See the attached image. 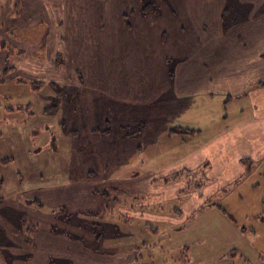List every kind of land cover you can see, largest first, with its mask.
<instances>
[{
	"label": "rangeland",
	"instance_id": "rangeland-1",
	"mask_svg": "<svg viewBox=\"0 0 264 264\" xmlns=\"http://www.w3.org/2000/svg\"><path fill=\"white\" fill-rule=\"evenodd\" d=\"M80 1L88 4L84 18L89 22L92 17L97 16L101 7L99 4L109 0ZM110 1L114 6V0ZM138 1L140 16L148 12L158 13L157 1L164 4L161 0ZM257 1L249 0L252 4ZM56 2L61 6L68 1ZM146 2L153 3L155 9L143 12L142 7ZM247 3L225 0L221 12L222 24L229 28L233 24L242 23L248 20L250 11V17L254 18L253 11L257 7H249ZM225 7L229 8L223 13ZM74 19L82 20V17L79 19L76 16ZM125 19L129 21L130 18L126 15ZM28 24L31 25L11 28L6 33L2 28L0 30V44L2 41L11 49L6 65L8 69L0 72V160L10 158L8 163H0V216H5L21 234L28 232L27 235L30 236L38 227L39 214L43 212L47 226L58 225L69 230L74 227L86 239L84 245L101 254L100 264H126L124 258H139L138 264L264 262L257 259L264 258V247L251 249L246 237L242 238L237 231L235 236L230 235L223 228V225L229 223L239 230L242 226L251 227L256 231V243L264 241V204L260 201L264 196V160L252 157L253 153L246 152L247 149L237 148L235 151L242 157L252 159L251 171L236 185L226 184V193L220 192L221 189L219 192L214 191L220 186L222 179L213 176L215 162L209 158L191 170L192 173L196 172L197 178L191 185L184 181L186 190L182 191V180L175 183L178 186V198L167 194L159 203H150L146 194L142 195L148 190L146 185L139 184L138 187L137 182L138 190L129 182L146 174L150 179L153 178V183L162 186L175 182L165 179L178 170L167 167L183 161L222 129L246 119L249 112L247 95L233 98L230 102L226 101V96L221 95L199 100L198 95L189 93L183 97H175L173 87L169 86L157 90L153 100L139 102L128 99L133 95L131 88L121 90L110 86L111 84L100 88L82 86L76 79L79 77L81 80L84 67L93 64L92 57L89 61L86 54L92 56L94 49H97L93 43L98 42L88 38V31L85 48L82 47L84 52L74 54H82V57L77 60L71 58V63L79 66L78 77L69 76V81L61 83V79H67L66 71L70 69L65 50H53L55 53L46 55L43 42L50 32V25L45 22ZM33 24L36 25L32 26ZM72 25L64 22L56 24L58 31L64 33ZM77 25L79 28L82 26L80 22ZM127 25L131 27L132 23L127 22ZM146 27L156 37L157 22L154 24L152 19L146 18L141 29ZM203 30L205 34L209 33L207 28ZM35 43L40 44L41 49L35 54H28L27 51L34 48ZM1 48L0 56L4 52ZM36 56L43 59L42 62L36 61ZM24 57L23 63L21 60ZM163 61L170 64L174 58L166 57ZM14 64L18 67L15 68ZM72 72L73 70L69 74L73 76ZM168 73L173 79V71L169 70ZM71 80H75V83ZM53 104H56L54 109L44 111L45 107ZM175 126L199 132L186 135L167 133ZM105 128L108 132L103 131ZM131 131L135 132L127 136L126 133ZM198 181H202V185L197 188L195 184ZM85 183L91 186L95 198L100 197L101 200L93 210L78 215L86 218L87 223L78 225L70 217L69 221L64 220L62 216L68 212L64 205L47 206L39 200L44 206L39 208L27 203V200L35 199L33 193L43 188L58 186L60 190L68 186L79 187ZM102 192L108 196H103ZM185 192L187 193L184 194ZM197 193L198 198L208 200L210 206L197 211L190 219L187 217L192 212L188 213V210L185 214L182 211V217L167 216L171 215L174 208H185ZM216 203L225 212L218 209L214 205ZM89 212L92 215H88ZM258 214L262 215L258 216L261 221L254 217ZM123 215L126 216L125 219ZM72 218L77 219L73 214ZM153 218L170 219L171 222L160 223ZM89 219L99 224L94 226V229L96 227L101 231L99 241L91 239L94 235L90 233L92 229ZM145 222H149L158 231L153 233L145 229ZM215 230L221 237L217 236ZM201 234L204 235L203 241L198 239ZM141 243L145 245H140L136 252H130L133 250L132 246ZM184 245H187V250ZM180 249L189 258L188 261L178 262ZM232 249L237 250V255L230 258L228 254ZM256 250L261 253V257ZM4 259L5 264H11L10 258ZM72 261L70 258H50V262L54 264H70Z\"/></svg>",
	"mask_w": 264,
	"mask_h": 264
},
{
	"label": "crops",
	"instance_id": "crops-1",
	"mask_svg": "<svg viewBox=\"0 0 264 264\" xmlns=\"http://www.w3.org/2000/svg\"><path fill=\"white\" fill-rule=\"evenodd\" d=\"M56 1L0 0V30L2 28L6 33L11 28L30 26L29 22H45L50 25V32L43 42L44 52L47 55L50 52L53 54L65 50L70 68H67L66 80L58 79L61 83L71 77H78L79 66L72 64L71 58L77 60L82 57V54H74L84 52L82 47L85 48L88 31L89 39L98 40L93 43L98 50L94 49L92 56L86 54L89 61L92 57L93 64L84 67L81 80L79 77L76 79L82 86L100 88L109 87L111 84L110 86L121 90L131 88L133 95L128 99L139 102L153 100L157 90L169 86L173 87L175 97H183L189 93L198 95L199 100L221 95L230 96V102L233 98L247 95L249 112L246 119L243 118L242 122L222 129L204 146L197 148L199 150L195 149L183 161L168 166L167 169L193 170L209 158L215 162L213 176L222 179L220 186L214 191L219 192L221 189L220 192L226 193V184L236 185L251 171V165L246 169L241 160L248 159L252 164V159L242 157L240 153L236 154L237 148L247 149L246 152L253 153L252 157L264 160V0H258L256 4L253 2L254 5L249 0H238L240 4L248 2L249 7L256 5L258 10L253 11L254 18L250 17V11L248 20L233 24L229 28L227 26L225 29L221 16L225 0H161L164 4L157 1L158 13L148 12L142 15L144 17L138 12V0H114V6L109 0L99 4L101 7L97 16L92 17L89 22L84 18L87 3L67 0L66 4L60 6ZM258 12L260 13L256 16ZM126 15L130 18L129 21H126ZM76 16L79 19L82 17V20H75ZM146 18L152 19L154 24L157 22L156 37L148 27L141 29ZM63 22L73 24L70 29L68 26L66 33L58 31L56 26ZM77 22L82 24L80 28ZM127 22L132 23V26L129 27ZM34 25L36 24L32 26ZM54 28L55 31H52ZM204 28L209 30L208 34L204 33ZM17 41L20 42L19 39ZM34 46L27 51L28 54H35L41 49L40 44L35 43ZM1 50L6 53L3 52L0 56V72L8 69L6 65L9 55L5 49ZM166 57L174 58L173 63L165 64L163 60ZM38 60L42 62L43 59L36 56V61ZM21 61L24 63L25 57ZM14 67L18 66L14 64ZM71 70L73 76L70 75ZM169 70L173 71V79L169 76ZM74 81L71 80L72 83H75ZM238 112L240 113L241 109ZM146 176L147 174L129 182H132L134 187H137V182L138 187L139 184H145L148 190L142 195L146 194L150 203H159L167 194L179 197L176 195L178 186H175V183L180 181L162 186L153 183L152 177L150 179ZM182 181L183 191L186 187L184 180ZM93 195L91 186L86 183L60 190L58 186H50L33 193L35 199L41 200L47 206L64 205L68 212L79 214L91 211L100 204V197L95 198ZM198 195L199 193L184 206L185 208L180 206L183 214L187 210L188 213H197L201 208L203 211L207 207H204V198H198ZM39 215L41 216L38 218V227L30 236L27 235L28 232L21 234L5 216H0V264L6 263L4 258H10L11 264H54L50 262V258L73 259L70 264H100L101 254L86 247L80 236H67L51 231L52 225L47 226L43 219L44 213ZM258 216L262 215L254 217L260 220ZM153 219L160 223L171 222L170 219ZM73 228L70 232L76 233ZM223 228L230 235L235 236L237 231L242 238L246 237L251 249L264 247V241L256 243L258 240L255 238L254 228L244 227V230H239L230 223L223 225ZM215 231L217 236L221 237L220 233ZM198 239L203 241L204 235H199ZM258 256L260 257L261 253L258 252ZM124 259L126 264L139 263L137 258ZM257 259L261 262V258Z\"/></svg>",
	"mask_w": 264,
	"mask_h": 264
},
{
	"label": "trees",
	"instance_id": "trees-1",
	"mask_svg": "<svg viewBox=\"0 0 264 264\" xmlns=\"http://www.w3.org/2000/svg\"><path fill=\"white\" fill-rule=\"evenodd\" d=\"M228 8L229 7H225L224 8V10H223V13H226V11L228 10ZM149 9H155V6H154V4L153 3H151V2H146L144 5H143V7H142V10H143V12H146V11H148ZM226 28V26H224V29ZM0 47H2V49H5L9 54H11V52H10V47H8V46H5V43H3V42H1V44H0ZM6 70V69H5ZM5 70H3V71H5ZM32 84H35V83H32ZM40 84V83H39ZM264 84V83H263ZM41 85V84H40ZM38 86V85H37ZM53 87H55V85H52ZM229 99H231V97L230 96H227V99H226V101H229ZM225 101V102H226ZM54 107H56V104H53V105H50L49 107H45L44 108V111L45 112H47V110H52V109H54ZM94 130H96V129H94ZM104 132H108V129L107 128H105L104 130H103ZM135 131H131V132H129V133H126V135L127 136H129V135H131L132 133H134ZM195 132H199L198 130H194V129H188V128H184V127H180V126H175V127H172V128H170L169 130H168V133L169 134H176V133H178V134H193V133H195ZM52 139H53V137H52ZM54 140V139H53ZM10 161V158H3V159H1L0 160V163H8ZM242 162H243V164L246 166V169H249V167H250V162H249V160L248 159H242ZM264 175V174H263ZM197 178V175H196V172H191V170H188V169H186V168H182V169H180V170H178V171H176V172H174V173H172V174H169L167 177H166V181L168 180V181H179V180H184V181H186L187 183L186 184H188V185H191V182H193V180H195ZM1 180H0V185H1ZM200 185H202V181H198V184H195V186L198 188V187H200ZM187 186V185H186ZM187 188V187H186ZM103 196H108L107 195V193H105V192H102L101 193ZM208 200L207 201H205V203H204V207L205 206H209L208 205ZM261 202H262V204H264V196L262 197V199H261ZM27 203H29V204H31V205H33V206H35V207H39V208H42V207H44L43 206V204L39 201V200H37V199H30V200H27ZM218 209H220L222 212H225V209L220 205V204H214ZM63 208V207H62ZM64 209V208H63ZM202 209V208H201ZM72 214L75 216V218H77V219H73L72 218ZM80 214H82V213H80ZM88 215H92L91 214V212H89V213H87ZM87 214H85V216H88ZM78 215H79V213L78 212H67L64 216H62V218L64 219V220H68L69 221V217H70V219H72V220H74V223H76V221H77V223L76 224H78V225H80V224H83V223H87V220H86V218H81V217H78ZM194 215V213H192L191 215H189L187 218L188 219H190L192 216ZM167 216H172V217H175V218H178V217H182L183 216V214H182V212H181V210L179 209V208H174L173 210H172V212H171V215H167ZM123 217V219H125L126 218V216H122ZM144 220H146V219H144ZM89 221V225H91V229H92V232H90L91 233V235H94L93 236V238H91V239H94V240H96V241H99L100 240V238H101V231H100V229H96V227H95V229H94V226H99V224L98 223H96V222H94V221H91L90 219L88 220ZM146 221H151V220H146ZM81 228H82V226H80ZM84 228V227H83ZM144 228L145 229H148L149 231H151V232H153V233H156L158 230H156L155 228H153L152 226H151V224H149V222H145V224H144ZM50 229H51V231H54V232H60V233H62V234H65V235H67V236H76V234L78 235V236H80V238H82V240H86V239H84V237L80 234V233H78V232H76V233H72V232H70V230H65V229H63V228H60V227H58V226H55V225H52L51 227H50ZM242 230H244L245 228L244 227H242L241 228ZM91 231V230H90ZM140 245H145V243H141V244H137V245H134V246H132L131 248L133 249V250H130V252L132 251V252H136L135 250H137V249H139V246ZM184 247H185V250H187V245H184ZM183 255V256H182ZM237 255V250H235V249H232V250H230V252H229V254H228V256H230V258H232L233 256L235 257ZM179 257H178V262H180V263H182L183 261H186L187 260V258L188 257H186V254L184 253V252H182V250L180 249V254L178 255ZM262 256V255H261ZM260 256V257H261ZM138 260H139V258H137ZM189 259V258H188ZM261 259L262 260H264V258H262L261 257ZM188 261V260H187Z\"/></svg>",
	"mask_w": 264,
	"mask_h": 264
}]
</instances>
